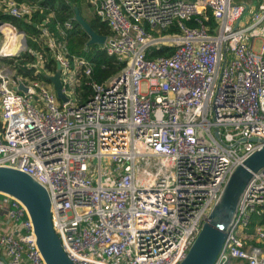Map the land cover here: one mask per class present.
Listing matches in <instances>:
<instances>
[{
  "label": "built area",
  "instance_id": "1",
  "mask_svg": "<svg viewBox=\"0 0 264 264\" xmlns=\"http://www.w3.org/2000/svg\"><path fill=\"white\" fill-rule=\"evenodd\" d=\"M86 2L110 29L101 46L123 63L104 82L69 50L73 18L50 12L36 24L40 49L0 20V59L28 52L27 66L41 75L0 61V166L44 186L74 264H178L231 172L264 143V0ZM38 8L0 4L28 21ZM57 64L66 101L45 77ZM1 195L0 264H46L26 207ZM263 212L264 168L242 191L213 264H264V225L254 222Z\"/></svg>",
  "mask_w": 264,
  "mask_h": 264
},
{
  "label": "water",
  "instance_id": "2",
  "mask_svg": "<svg viewBox=\"0 0 264 264\" xmlns=\"http://www.w3.org/2000/svg\"><path fill=\"white\" fill-rule=\"evenodd\" d=\"M73 19L88 35L86 46L102 45L105 42L106 36L95 32L76 6L73 7ZM45 77L52 82L57 98L66 101L67 97L61 90L59 65L57 64L53 75ZM14 88L21 92L27 91L21 80H17ZM250 140L258 139L253 137ZM262 168H264V143L231 172L219 200L178 264L214 263L224 243L227 227L235 214L242 191L252 173ZM0 193L19 199L26 207L33 224L37 246L46 264H74L63 251L60 239L52 226L50 199L44 186L23 171L0 166Z\"/></svg>",
  "mask_w": 264,
  "mask_h": 264
},
{
  "label": "trees",
  "instance_id": "3",
  "mask_svg": "<svg viewBox=\"0 0 264 264\" xmlns=\"http://www.w3.org/2000/svg\"><path fill=\"white\" fill-rule=\"evenodd\" d=\"M5 0H0V4ZM18 3H36L39 8L33 13L30 21L27 19H18L9 14H6L0 10V20L10 21L13 25L23 30L27 35V45L33 49H40L37 42L31 39L32 35L37 32L36 24L41 23L49 14L53 12L57 19L63 21L67 18H73V7L79 8L82 14V7L86 3V0H14ZM90 5V4H89ZM83 15V14H82ZM84 17V16H83ZM85 18V17H84ZM86 19V18H85ZM88 22L92 29L98 34L108 36L110 34V29L106 22L101 21L95 14L88 19ZM209 23L214 25V20L210 17ZM188 25H195L193 20L187 22ZM176 25H172L168 31H175ZM68 42L71 40V45L69 44V50L71 53L76 55H83L87 57L91 63V75L90 78L96 82H104L115 73H117L123 66L122 62L116 60L115 57L108 55L103 47L98 44H92L86 46V41L88 40V35L81 29L80 25L73 19V29L68 32ZM167 48H162L157 50L155 53L163 54L166 53ZM47 57L50 54L47 53ZM264 58V55H263ZM16 59V62L14 61ZM33 60V55L28 52L22 53L18 58L12 59H0L2 63L8 65H14L17 69L18 74L22 76H28L32 79L40 78L41 75L35 74L32 68L27 66ZM51 63V58L49 59ZM48 64V66L50 65ZM85 99L89 93L90 89L88 86L83 85ZM1 126V122H0ZM257 221L264 225V212L259 216L255 217L254 222Z\"/></svg>",
  "mask_w": 264,
  "mask_h": 264
},
{
  "label": "rangeland",
  "instance_id": "4",
  "mask_svg": "<svg viewBox=\"0 0 264 264\" xmlns=\"http://www.w3.org/2000/svg\"><path fill=\"white\" fill-rule=\"evenodd\" d=\"M82 14H83L82 16H84L86 18V20L88 21V19H90L94 15L93 7L91 5L85 3L82 7ZM68 43L71 45V40ZM69 44H67V45L69 46ZM5 67L8 69H11V70L15 68V67L12 68V66H7V65H5ZM73 75H75V72H73ZM70 88H71L73 93H76V90L73 88L72 85L70 86ZM77 92H78L79 96H82V99H83L84 94H85L84 90L82 88H80V89H77ZM1 194H0V198L2 197ZM0 219L3 221L4 215H1ZM242 231H243V228L242 229L238 228L236 230L237 235H240ZM245 231H246V233H250L252 231V226H249L248 228H246Z\"/></svg>",
  "mask_w": 264,
  "mask_h": 264
},
{
  "label": "crops",
  "instance_id": "5",
  "mask_svg": "<svg viewBox=\"0 0 264 264\" xmlns=\"http://www.w3.org/2000/svg\"><path fill=\"white\" fill-rule=\"evenodd\" d=\"M0 217H1V212H0ZM3 224H4V222H1V219H0V232L2 231L1 225H3ZM0 257H3V251L2 250H0Z\"/></svg>",
  "mask_w": 264,
  "mask_h": 264
}]
</instances>
